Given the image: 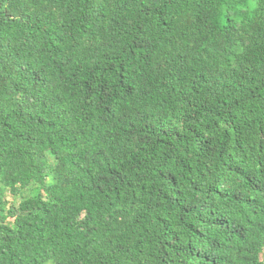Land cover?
I'll return each instance as SVG.
<instances>
[{"label":"trees","instance_id":"16d2710c","mask_svg":"<svg viewBox=\"0 0 264 264\" xmlns=\"http://www.w3.org/2000/svg\"><path fill=\"white\" fill-rule=\"evenodd\" d=\"M0 264H264V0H0Z\"/></svg>","mask_w":264,"mask_h":264},{"label":"rangeland","instance_id":"374dc122","mask_svg":"<svg viewBox=\"0 0 264 264\" xmlns=\"http://www.w3.org/2000/svg\"><path fill=\"white\" fill-rule=\"evenodd\" d=\"M28 194H30V191H29V192L27 191V192L25 193V196H27ZM7 199H8L9 201H11V197H10V196H8Z\"/></svg>","mask_w":264,"mask_h":264}]
</instances>
